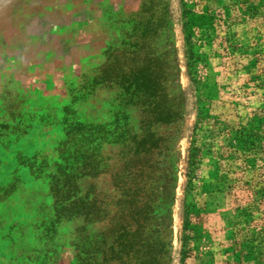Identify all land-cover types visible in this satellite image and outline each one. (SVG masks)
<instances>
[{
    "label": "rangeland",
    "instance_id": "obj_1",
    "mask_svg": "<svg viewBox=\"0 0 264 264\" xmlns=\"http://www.w3.org/2000/svg\"><path fill=\"white\" fill-rule=\"evenodd\" d=\"M232 1L0 0V264H101L118 252L120 225L123 239L137 238L131 262L143 261L150 238L158 260L164 244L160 264H179L192 146L202 257L188 264H247L229 243L255 246L264 228V8L242 0L257 14L240 21L231 9L226 19L220 9ZM183 3L218 14L200 33L211 45L202 40L207 64L195 72L216 89L210 113L219 124L196 133ZM145 76L157 91L152 109ZM165 85L172 114L181 100V119L170 120L165 148L150 149V123L154 139L163 133L157 97ZM78 166L96 215L81 218L83 242L74 250L76 224H55L52 206L61 179ZM43 226L51 228L42 240Z\"/></svg>",
    "mask_w": 264,
    "mask_h": 264
},
{
    "label": "trees",
    "instance_id": "obj_2",
    "mask_svg": "<svg viewBox=\"0 0 264 264\" xmlns=\"http://www.w3.org/2000/svg\"><path fill=\"white\" fill-rule=\"evenodd\" d=\"M257 3V8H264V0H255ZM192 5H185L182 4V32L184 36V44L186 47V57H187V68H188V75L190 76V81L194 87V96H195V104L197 107V114H196V122L193 127V132L196 133L197 131H203L204 128H207L211 125H218L219 121L218 117L211 114L210 111L212 109L213 101L216 97V89L214 85L208 86V79L205 81H199L196 77L195 67L197 63L207 64V55L203 51V44L201 43L202 40L205 41V46L209 47L211 45L210 40L207 36L202 38L200 33L207 30L211 24H213L214 16H218V14L213 15L214 12L207 13L206 8L203 11L195 12L192 8ZM231 9L235 10L238 16H241L239 19L240 21L250 20L252 14H257V9L254 7L247 8L244 5V1L242 0H234L230 5L227 7L221 8V14L227 18H230ZM261 16L264 17V11L261 13ZM217 22H221L220 20ZM264 46V43L262 44ZM264 50V49H262ZM255 61V60H254ZM251 67L246 68L245 70H251ZM250 72V71H249ZM144 86L146 90H151L147 92V97L149 99L150 109L154 108L156 104H154V99L156 98V90H154L155 82L152 78H142ZM168 86L165 85L161 90L158 92L157 99L159 100L162 97V106L160 109V119L159 124L163 127V133L161 137L154 139L153 134V125L150 123V132L148 133L147 138L145 139L148 148L152 149L155 148L156 145L161 144V149L165 148V145L170 140V133L169 128L171 126L170 120L175 118V121L179 122L181 119V100L177 98L175 113L172 114L171 106L168 103L167 96L168 93ZM164 91V92H163ZM170 92V91H169ZM163 93V94H162ZM171 93V92H170ZM152 105V106H151ZM161 105V104H160ZM150 114L154 115V111H151ZM198 149L193 147L189 153L188 158V179L190 184L186 187V196L183 202V218H182V226H181V238H180V254H179V264H188L189 259L199 260L202 257V254L199 252L197 247L198 241L201 239V231L199 230V217L201 215L200 210L196 207L193 203L192 198L190 196L191 192V180L194 164L196 160V153ZM82 165V164H81ZM80 166V165H79ZM79 166L74 167L73 171L69 174L65 175L61 180V197L59 199H55L52 206V217L53 222L56 224V221L62 220L66 224L75 225L72 228L71 234L72 239V248L75 250L77 246H80V243L83 242V226L81 223L88 215V217H94L96 215L95 209L93 206L87 207L86 200H84V195L80 191L81 185L80 180L82 176H84V172L82 173V168ZM79 168V169H78ZM264 172V167H263ZM64 176V175H63ZM53 190H57L58 188L56 185L52 186ZM60 193V192H59ZM259 193V200L264 199V184H262V188L260 189ZM82 216V217H81ZM84 217V218H83ZM48 226L54 227V224H50ZM51 227L43 226L42 232L40 234V239H45L46 229ZM44 232V233H43ZM104 238L111 237L108 232H102ZM117 234L114 238V247L118 248V252H108L104 255L101 259V264H160L161 259L164 258V251L163 247L164 244L161 245L159 248V260L156 258V253L154 252V247H152V240L150 238L147 239L148 247L146 249V253L144 255L143 261L137 263L136 261L131 262L130 259H133L136 256L135 253L128 250L131 245L137 241L136 236H130V241L123 239L122 237V227L121 225L119 228L115 230ZM258 237L257 243L255 242V246L251 245V241H238L237 237H233L232 241L229 243V248L232 249L237 256L241 258V260L245 259L247 264H264V228H261L259 232L256 234ZM113 238V237H111ZM251 239L250 236H248ZM124 244V245H123ZM100 245L102 247L101 253L104 254L106 248H104V239L100 241ZM121 248V249H120ZM120 249V250H119ZM233 253V254H234ZM239 257L237 259H239ZM43 258L41 257V260ZM94 259H91V262L88 261L84 264H97L94 263ZM240 261V259L238 260Z\"/></svg>",
    "mask_w": 264,
    "mask_h": 264
}]
</instances>
